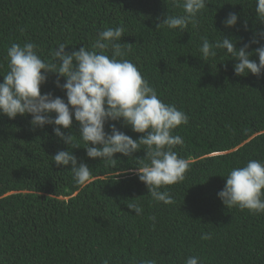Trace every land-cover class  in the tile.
I'll return each mask as SVG.
<instances>
[{"label":"trees","instance_id":"1","mask_svg":"<svg viewBox=\"0 0 264 264\" xmlns=\"http://www.w3.org/2000/svg\"><path fill=\"white\" fill-rule=\"evenodd\" d=\"M206 2L196 27L181 31L157 27L165 16L183 14L173 0H0V76L12 43L33 42L49 61L59 43L69 53L91 49L98 31L123 25V58L163 102L189 117L172 132L183 138L173 150L189 168L183 181L160 189L173 198L165 205L154 202L135 175L138 160L116 153L113 167L88 158L75 120L70 131L80 148L69 150L90 168L85 186L76 183L71 165L52 162L68 149L51 125L33 128L30 115L0 116V264H185L190 256L199 264H264V213L227 207L217 196L231 169L264 161V74L237 76V61L226 50L208 60L198 51L202 38L222 34L239 48L264 25L254 0ZM229 12L238 14L233 28L222 24ZM55 80L49 73L41 94L64 98ZM109 123L134 140L143 135L121 122L106 123V132ZM144 156L143 149L133 154ZM133 202L141 215L128 209ZM205 234L210 238L202 239Z\"/></svg>","mask_w":264,"mask_h":264},{"label":"clouds","instance_id":"2","mask_svg":"<svg viewBox=\"0 0 264 264\" xmlns=\"http://www.w3.org/2000/svg\"><path fill=\"white\" fill-rule=\"evenodd\" d=\"M183 14L165 16L158 26L168 29L185 30L189 24L196 27L198 14L206 8V0H173ZM255 13L264 25V0H254ZM238 22V14L229 12L222 24L233 28ZM246 26V25H245ZM125 33L123 25L98 31L91 49L82 46L79 50L66 52L67 44L59 43L51 51V59L45 61L38 54L33 42L12 43L6 52L7 71L0 77V116L14 119L17 115H30L33 128L52 126L53 134L68 150H59L52 157L57 166L71 165V173L77 184L85 186L91 180L87 164L78 163L77 157L69 150L84 144L86 156L93 160H103L115 167L114 154L139 161L134 170L140 182L147 188V194L154 202L165 205L173 203L172 196L160 189L183 181L189 168V161L180 158L174 147L183 144V138L172 132L180 125L188 123V115L173 104L163 102L157 92L145 80L137 66L124 59L126 50L120 42ZM264 30L254 33L253 38L237 48L236 41L222 34L220 39L210 41L202 38L198 51L204 60L217 55V50H226L235 61L234 74L254 76L264 74ZM252 44L260 46L249 52ZM130 45V44H129ZM111 51V56L106 51ZM253 55L257 60L251 59ZM49 73L56 74L54 85L65 93V97L54 96L52 92L41 94ZM64 78V83L60 78ZM73 120L78 122L79 142H74L70 131ZM108 122H121L141 133L133 139ZM62 129L69 130L67 133ZM91 145V146H90ZM140 149L145 151L141 159L133 157ZM223 189L218 198L227 207H238L253 214L264 213V161L250 159L244 166L231 169L226 175ZM128 209L141 215L143 208L139 202L129 203ZM152 221L155 216L149 217ZM202 239L210 238L207 234ZM103 264H108L105 260ZM142 264H156L147 260ZM185 264H199V258L190 256Z\"/></svg>","mask_w":264,"mask_h":264}]
</instances>
